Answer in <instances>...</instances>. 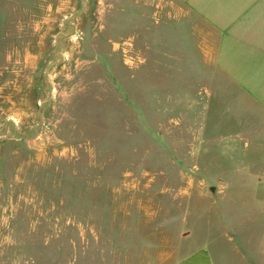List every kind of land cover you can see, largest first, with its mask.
I'll use <instances>...</instances> for the list:
<instances>
[{"label":"rangeland","instance_id":"rangeland-1","mask_svg":"<svg viewBox=\"0 0 264 264\" xmlns=\"http://www.w3.org/2000/svg\"><path fill=\"white\" fill-rule=\"evenodd\" d=\"M168 2L0 0V264H127L158 232L264 224V137L229 134Z\"/></svg>","mask_w":264,"mask_h":264},{"label":"crops","instance_id":"crops-1","mask_svg":"<svg viewBox=\"0 0 264 264\" xmlns=\"http://www.w3.org/2000/svg\"><path fill=\"white\" fill-rule=\"evenodd\" d=\"M167 5L171 49L187 56L188 69L202 72L203 78L209 75L202 86L210 88L209 103L216 97L219 115L232 116L235 129L229 134L236 139L245 135L253 140L263 138L264 0H169ZM246 121L253 130H245ZM254 184L250 189L262 201L259 211L264 216V183L256 180ZM220 188L226 190L225 185ZM246 228L250 234L244 239L229 237L194 245L184 243L191 237L186 229L173 240L162 239L158 232L143 245L124 242L122 247L128 249L122 253L127 264H228L227 257L238 264H264V239L256 238L257 231L264 232V224L252 222L232 230L237 236L236 232Z\"/></svg>","mask_w":264,"mask_h":264},{"label":"water","instance_id":"water-1","mask_svg":"<svg viewBox=\"0 0 264 264\" xmlns=\"http://www.w3.org/2000/svg\"><path fill=\"white\" fill-rule=\"evenodd\" d=\"M210 189H211V190H214V188H213V187H211Z\"/></svg>","mask_w":264,"mask_h":264}]
</instances>
